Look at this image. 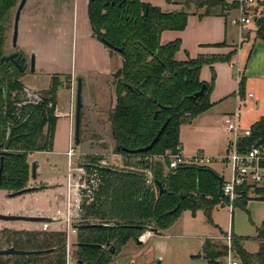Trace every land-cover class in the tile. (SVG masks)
Masks as SVG:
<instances>
[{"label": "trees", "instance_id": "trees-1", "mask_svg": "<svg viewBox=\"0 0 264 264\" xmlns=\"http://www.w3.org/2000/svg\"><path fill=\"white\" fill-rule=\"evenodd\" d=\"M121 1L89 0L88 4L94 37L111 54L122 58V76L114 80L116 98L108 121L115 152L123 157V162L101 170L102 184L94 204L89 207V221L79 227L75 244L74 259L80 264H111L130 241H136L149 230L156 234L167 230L184 210L193 214L203 210L212 221L213 211L226 201L219 197V175L209 166L168 170L170 160L157 158L175 152L180 145L181 127L212 107L214 64L230 62L235 52L179 62L176 54L181 41L162 45L161 35L164 31L184 30L189 9L164 11L142 0H127L120 6ZM185 1L189 2L188 7L191 4L199 9L205 7L201 16L215 14V8H220L219 14L224 16L240 7L237 1ZM166 2L173 3V0ZM14 3L15 0H0V170L3 168L0 190L8 194L29 186L31 154L53 151L57 93L63 85L53 77L50 88L40 93L39 105L18 106L26 100L21 82L25 74L12 69L10 62L1 63L5 57L2 21ZM261 5L263 10L255 21L257 36L264 40V3ZM206 65L212 69L210 83L201 80V70ZM246 80L243 74L239 81L242 99L246 98ZM203 86L204 96L193 100ZM167 121L158 143L149 152L131 155L117 151L118 147L136 150L148 146ZM258 142L264 143V117L251 126V136L241 139L239 146L245 151ZM251 200L264 201V187L241 188L233 209L248 212ZM256 232L255 239L259 242L256 253L248 252L242 238L233 236V250L239 264H264V222ZM0 235L5 237L8 248L51 250L28 256H0V264H66L65 239L61 233L7 229L0 231ZM1 236L0 250H3ZM201 254L207 264H226L228 248L222 242L207 238Z\"/></svg>", "mask_w": 264, "mask_h": 264}, {"label": "rangeland", "instance_id": "rangeland-1", "mask_svg": "<svg viewBox=\"0 0 264 264\" xmlns=\"http://www.w3.org/2000/svg\"><path fill=\"white\" fill-rule=\"evenodd\" d=\"M226 1L229 3L234 2L233 0ZM20 2L21 0H15L13 7L9 11V14L5 20L2 21V26L4 27V55L6 57L15 52H20V54H22V56L27 59L29 63L32 56H34L35 71L30 72L29 67V70L26 73H28V76H40L39 80H43V83H39V85H36V87L33 88V84L28 82L31 77H27L25 80L24 77L22 78L21 82L24 84V86L26 83L25 89L28 91L24 97L25 99H28L31 93L40 94L41 92L38 91V88L43 85L45 86L50 77L56 75L57 73L64 72L65 70L69 71L71 69H75L76 60L73 39L74 27L76 26L78 19V10L75 8L73 0H29L21 13V19L19 23V38L17 42V48L15 49L13 48L12 35L14 18ZM169 4H175L179 6V10L183 8L189 9V12H204L206 10L205 7L202 9L197 8L196 4H191L188 7L189 2H186L185 0H173V3ZM262 10V8L258 11L250 10V12L247 13L251 17L255 18L261 14ZM213 11L215 14L221 15L219 14L221 12L220 8H215ZM80 13H82V11H80ZM239 16L240 11L238 9L229 12V22L233 18H237ZM232 28L238 33V35L240 34L239 29L234 26H232ZM239 36L241 39H239ZM239 36H237L235 45L238 50V54L240 53V55H242V60L240 63L241 66L247 64L246 84H248L245 92L246 101L242 103L240 102V105L242 106L240 108L242 116L241 122L245 123L243 128H248L247 126H249L250 123L256 121V119H258L257 117H260L263 113V111L259 109L255 113H249V109L253 108L255 103L253 99L248 98L247 95L250 92L257 94L260 96V104H263L264 102V40L257 36L256 21L250 25L246 33L240 34ZM112 56L113 59L116 58L117 61L121 57L116 53H113ZM227 63H231V61ZM242 71L243 70L241 69V72ZM86 73L83 72L82 75L85 76ZM237 77L239 79V72L237 73ZM94 81L95 80H93L91 83ZM27 85L29 86V89L32 88L34 90H28ZM104 91L105 89L103 92ZM112 92L113 91L108 90V94H103L104 101H102L101 106L105 112L102 115L101 106L96 105L95 103H90L86 108L84 107L82 111L81 137L83 140L79 145H76V147L79 154H87L86 162L88 164L96 163L98 159L104 157H107L113 164H121L123 162V157L119 154H116L115 152V145L110 135L108 115L112 109L111 107H114L115 104V95L114 92ZM66 99L67 97L64 93L60 95L61 107L63 110L65 109L64 107L66 104L65 101H67ZM245 103L248 104V107L244 106ZM198 118L199 117L195 118L193 121L195 123L199 122L200 119ZM60 124L61 122H59V125ZM197 136L203 138L204 134L198 133ZM30 160L32 161V164L34 162L38 164V180L36 181L38 185L40 181L45 182V180L62 173L60 170H58L60 166H58V169L55 170V159L49 155L48 152H35L31 154ZM63 163H65V160ZM208 166L210 168L213 167L217 169L221 175L225 176V180L229 179L231 171L230 167L226 163L220 162L218 159H216L213 160ZM68 177L69 173L67 169L62 197L65 196V187L68 183ZM28 187H33L31 179ZM39 189H43V187L37 188L36 190ZM33 193L34 191L16 198H11L9 201L11 204L19 206L20 208L28 207L30 205L32 207L35 206V208H40V210H42L45 215H51L52 213L56 212L60 206H63V202H60L59 199H57L55 202L54 194L43 192L41 197H36ZM2 196L5 198L4 193H2L0 190V197ZM235 201L233 205L235 204ZM251 201L253 202H248L249 204L247 205L248 212L240 208H234L233 211L228 206L230 202L224 201L213 211L212 221L208 220L203 210H198L195 214L188 210L182 211L177 218V221L173 224L174 227L171 230L174 234L184 236L183 238L186 239L184 240L185 242L174 245L169 243V245H166L164 249L161 248L160 250H156L150 255L145 256L147 258L148 264H206L204 259L200 258V250L197 242L194 241V238L216 237L222 233L223 236L220 238V242L223 243L225 235H228V233L232 234V228H234V232L239 236H253L256 232L255 226H259L264 221V201ZM5 226H9V228H5L0 231H6L7 229L19 232L20 230L35 231L34 228L37 226V224L31 222H15L7 223ZM154 234L156 233H143V235H145L143 243L146 244L149 238ZM6 235L10 236L8 233H6ZM232 236L235 235L232 234ZM190 237H192L191 239H193V241L187 240ZM77 238L76 242L78 240ZM4 241L5 237H2L3 248L6 249L8 247ZM130 243H132V241ZM137 246L140 247L141 251L144 249V247L142 248L141 245ZM244 247L248 252L256 253L259 250V242L252 239H247ZM138 253H140V251Z\"/></svg>", "mask_w": 264, "mask_h": 264}, {"label": "crops", "instance_id": "crops-1", "mask_svg": "<svg viewBox=\"0 0 264 264\" xmlns=\"http://www.w3.org/2000/svg\"><path fill=\"white\" fill-rule=\"evenodd\" d=\"M73 1L75 8L78 10V19L77 24L74 27L73 39V44L75 46L74 54L76 60L75 69H71L69 71L65 70L64 72L57 73L56 75L50 77L45 86L43 85L38 88L39 92L48 90L51 86L53 77H57L59 82L63 84L61 89L57 93V109L55 114L57 122L53 151L48 152V154L55 159V170H57L58 166H60L58 170H60L62 173L59 175L57 174L55 177H52L48 180H45V182L40 181L39 185L36 183V181L38 180L37 178H31L33 187H43V189L34 191L33 194H35L36 197H41L43 192L54 194L55 202L57 199H59L60 201L62 197L63 185L65 183L69 163L66 153L69 146L71 125L75 119V109L73 111V115H71L72 86L75 85L74 88H76L77 90L78 79L81 78L83 81L82 97L84 107L86 108L90 103H95L96 105L101 106L102 101H104L103 94H108V90L113 91L115 95V79L112 77V74L115 73L118 69L122 68V58L120 57L118 61L116 58L113 59L110 50L107 49L93 35V30L88 14L89 0ZM143 1L151 3L154 6H158L164 11L179 10V6L175 4H169L166 2V0ZM80 11H82V13H80ZM203 13L204 12L200 11L189 12L186 28L182 31H164L161 35V44L167 45L169 43L180 40L181 48L176 54V60L179 62H184L189 58L196 59L200 56H227L233 51L235 52L232 56L231 63L219 61L214 64L216 81L214 89L210 95V102L212 103V107L199 116V122L195 123L194 121H192L189 124H184L180 129V146L185 155L192 156L197 153H201L205 156H208L209 158H212V160H220V158H222L227 151V137L222 132V119L225 114L234 112L240 106V102L238 99L239 81L240 77L243 74L246 76L247 64H245L244 66H241L240 64L242 55H240V53L238 54V50L235 45L237 36H239L240 34L238 35V33L233 30L231 21L229 22L228 15L226 14L223 16L211 14L201 16L203 15ZM239 39H241V37ZM220 44L224 45L215 47L216 45ZM241 69L243 70L242 72ZM83 72H87L85 76L82 75ZM238 72L239 79L237 77ZM27 77H31L28 82L33 84V88H35L36 85H39V83H43V80H39L40 76H28V73H26L24 75V80ZM93 80H95L93 82L94 84L91 83ZM201 80L206 83L211 82L212 69L210 66L206 65L202 68ZM68 84H70L69 88ZM246 87H248V84H246ZM27 88L28 90L32 89H29L28 85ZM104 89L105 91L103 92ZM63 93L67 97L64 110L61 107L60 100V95ZM249 94L253 95V97L250 99H253L255 103L254 107L249 109V113H255L258 111V109L262 110L263 113L260 117H257L258 119H256V121L250 123L249 126H247L248 128L251 127L260 118L264 117V102L263 104H260L259 95L253 94L251 92ZM244 106L248 107V104L245 103ZM111 108L113 109V107ZM104 112L105 111L101 106V115ZM59 122H61L60 125ZM244 124V122H241L242 127H244ZM198 133L204 134V137L200 138L199 136H197ZM30 156L28 158V161L31 165L32 161L30 160ZM64 160L65 163H63ZM211 168L225 180L224 175H221L217 169L213 167ZM1 191L2 193H4L5 198L3 196L0 197V213L49 216V214L45 215L44 212L40 210V208H35V206L32 207L30 205L28 207L20 208L19 206L11 204L9 201L11 198H8V192L3 190ZM250 202L253 201H249V203ZM6 224L7 223L0 221V230L9 228V226H5ZM260 226L261 224L259 226H255V229ZM173 227L174 225L169 227L167 230L162 231L160 234L152 235L146 244H138L137 241H132V243H130V241L128 243L129 245L127 244L124 247L122 253L118 255L111 264H148L147 258L145 256H148L152 252L160 250L161 248L164 249V247L166 245H169V243L174 245L177 243L181 244L182 242H185L184 240L186 239L183 238L184 236L177 235L172 232L171 229ZM232 231L233 235L242 238L243 247L246 244L247 239L257 241L255 239L257 232H255L251 237H242L234 232V228H232ZM222 236L223 235L221 233L216 237L208 238L220 242V238ZM191 238L192 237L188 238L187 240L193 241V239ZM205 239L207 238H194V241H196L198 244L200 250L199 255L202 259V245ZM137 245H141L142 248L144 247V249L141 251L140 247H138ZM134 250L137 251L135 252ZM139 251L140 253H138ZM205 262L207 264V261Z\"/></svg>", "mask_w": 264, "mask_h": 264}, {"label": "built area", "instance_id": "built-area-1", "mask_svg": "<svg viewBox=\"0 0 264 264\" xmlns=\"http://www.w3.org/2000/svg\"><path fill=\"white\" fill-rule=\"evenodd\" d=\"M240 4L238 10L240 16L231 20L232 26L239 29L240 34L246 33L255 19L260 15L251 17L247 12L250 10H260L261 3L264 0H233ZM241 78V77H240ZM72 112L75 109V85L72 86ZM26 92H28L25 89ZM249 98L253 95L249 94ZM239 102H245L238 94ZM42 97L38 93H31L29 98L18 104L19 107L25 104L39 105ZM234 112L227 113L222 119V132L227 137L226 154L220 158V162L226 163L230 167L231 175L229 179L222 183L224 190V198L230 202L229 207L233 210V203L239 198V190L241 188H263L264 187V143L258 142L250 149L242 151L239 146L241 139L251 136V127L244 129L241 125V108ZM69 160L68 167V183L65 187V196L61 197L60 202L63 206L47 217L49 221L37 222L35 231L40 232H56L64 235L66 249V264H78L74 259V251L76 238L78 236L79 227L89 221L88 210L94 204L99 188L102 184L101 170L111 167L113 164L107 157L98 159L96 163L88 164L86 162L87 154H79L75 142L74 122L71 125L69 148L66 153ZM170 160L168 170L176 169L180 166H208L212 163V158L201 153L189 156L183 153L181 146L176 148L175 152H168L164 156L157 159ZM151 178V173L147 171ZM151 183V181H149ZM149 233L153 231H147ZM144 241L145 235L138 238ZM223 243L228 248V254L225 258L226 264H239L233 250V236L231 233L225 235Z\"/></svg>", "mask_w": 264, "mask_h": 264}, {"label": "water", "instance_id": "water-1", "mask_svg": "<svg viewBox=\"0 0 264 264\" xmlns=\"http://www.w3.org/2000/svg\"><path fill=\"white\" fill-rule=\"evenodd\" d=\"M126 1L127 0H122L119 5L121 6ZM27 2H28V0H21L19 6L17 8L16 14H15L13 35H12L13 48H15V49L17 48V42H18V38H19V23H20V19H21V13H22L23 9L25 8ZM19 56H20V54L18 52H15V53L11 54L10 56H6V57L2 58L1 63L13 62L17 66H19V62L16 60L17 58L19 59ZM21 61L24 63L26 61V59L22 58ZM34 71H35V58H34V56H32L31 61H30V72H34ZM21 72L24 73L25 69L21 68ZM121 76H122V68L118 69L115 73L112 74V77L115 80L121 78ZM82 94H83V81L81 78H79L78 84H77V90H76L75 119H74L76 145H79L81 143L80 132H81V123H82V111L84 109ZM204 94H205V86H203V88L199 92H197L192 98H193V100H196L198 97L204 96ZM167 125H168V121L162 126V128L157 133V136L154 138V140L148 146L143 147V148H139L136 150H129L126 148H119L118 147L117 151H123V152L131 154V155L149 152L158 143V141H159L161 135L163 134V131L165 130ZM37 165L38 164L36 162H34L31 165V178L32 179L37 178ZM2 169L3 168L1 167L0 182H1ZM217 179L220 182V184H219V197L224 198L222 178L220 176H217ZM159 186L161 187V184H159ZM36 189H37L36 187H27L23 190L9 194L8 198H16V197L22 196L24 194L36 191ZM161 193H163L162 189H161ZM178 209H179V207H177L171 213H175ZM49 220H50L49 218L43 217V216H33V215H25V214H2V213H0V221H2L4 223H15V222L37 223V222H43V221H49ZM92 226H95V225H92ZM136 241L138 242V244L143 243L139 239H137ZM49 251H51V250H49ZM49 251H24V250H17L15 248L11 247V248H6L3 250H0V256H15V255L28 256V255H32V254H41L43 252H49ZM78 264H80V263L78 262Z\"/></svg>", "mask_w": 264, "mask_h": 264}, {"label": "flooded vegetation", "instance_id": "flooded-vegetation-1", "mask_svg": "<svg viewBox=\"0 0 264 264\" xmlns=\"http://www.w3.org/2000/svg\"><path fill=\"white\" fill-rule=\"evenodd\" d=\"M19 54H20V52H18ZM22 58H24L23 56H22V54H20V56H19V59L17 58L16 60L19 62V66H17L15 63H13V62H10L11 64H12V69H17V70H19L20 72H21V68H24L25 69V72H24V74L26 73V72H28V70H29V67H30V63H29V61L26 59V61L23 63L22 61H21V59Z\"/></svg>", "mask_w": 264, "mask_h": 264}]
</instances>
